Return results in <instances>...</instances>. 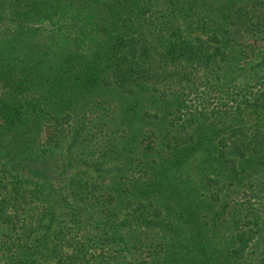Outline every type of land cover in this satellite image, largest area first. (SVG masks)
Listing matches in <instances>:
<instances>
[{
  "label": "trees",
  "instance_id": "obj_1",
  "mask_svg": "<svg viewBox=\"0 0 264 264\" xmlns=\"http://www.w3.org/2000/svg\"><path fill=\"white\" fill-rule=\"evenodd\" d=\"M0 264H264V0H0Z\"/></svg>",
  "mask_w": 264,
  "mask_h": 264
}]
</instances>
